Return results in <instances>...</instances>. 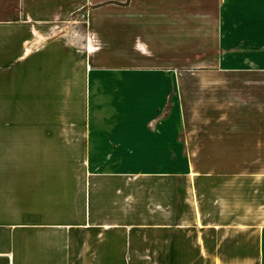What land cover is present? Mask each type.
<instances>
[{"label": "crops", "instance_id": "1", "mask_svg": "<svg viewBox=\"0 0 264 264\" xmlns=\"http://www.w3.org/2000/svg\"><path fill=\"white\" fill-rule=\"evenodd\" d=\"M200 72L264 86V0H0V264H264V93Z\"/></svg>", "mask_w": 264, "mask_h": 264}, {"label": "rangeland", "instance_id": "2", "mask_svg": "<svg viewBox=\"0 0 264 264\" xmlns=\"http://www.w3.org/2000/svg\"><path fill=\"white\" fill-rule=\"evenodd\" d=\"M201 74L196 75L195 77L201 78V79H207L208 82H202L201 80L199 81L200 84H206V86H200V87H195L196 91L199 88V92H196L197 94L201 95L203 97V93H208V90L211 89V93H213V89H214V84H218V83H227L226 86L220 87V91L216 90V93H224V95L226 97L222 98L227 100L226 102L223 101L222 103L225 104L227 106V104L229 105H233V101H234V96L235 94H240L241 95H248L251 93H261V91H263L264 93V86H245L246 84H249L247 82V79H250L251 75H237V74H225V73H215V72H210L208 74H202V72H200ZM254 77H261L264 78V74H260V75H252ZM211 85V87H210ZM210 107V103L209 102H204L202 101H197L196 104L193 107L194 113H192V118H196L195 124L198 123H202L204 125V121L206 120V116L209 114L208 112H206L207 110H209ZM233 108V106H230L229 109H227V111L231 110ZM233 112V111H232ZM213 113L211 112V115ZM204 117V118H203ZM233 119L228 118L226 119V122L228 124L232 123Z\"/></svg>", "mask_w": 264, "mask_h": 264}]
</instances>
